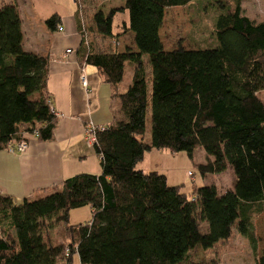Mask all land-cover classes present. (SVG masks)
I'll return each instance as SVG.
<instances>
[{
    "label": "trees",
    "instance_id": "trees-1",
    "mask_svg": "<svg viewBox=\"0 0 264 264\" xmlns=\"http://www.w3.org/2000/svg\"><path fill=\"white\" fill-rule=\"evenodd\" d=\"M205 1L217 9L212 40L199 47L164 48L165 10ZM244 0H122L97 9L90 26L77 6L81 65L96 69L120 103L119 117L97 126L92 149L101 174H77L42 197L15 202L0 192V264H197V247L212 250L237 232L256 253L253 219L264 211V22L243 12ZM135 50H117L113 31ZM53 34L58 14L44 22ZM119 26L116 25V28ZM94 35V40H89ZM16 3L0 5V151L9 144L53 140L58 124L47 83L49 58L23 50ZM132 70L124 92L120 86ZM150 123L148 133L147 123ZM148 137V141L146 138ZM197 149L202 177L232 168V189L169 185L164 174L137 166L152 151ZM88 208V221L70 224L71 211ZM264 264V252L256 260Z\"/></svg>",
    "mask_w": 264,
    "mask_h": 264
},
{
    "label": "crops",
    "instance_id": "crops-1",
    "mask_svg": "<svg viewBox=\"0 0 264 264\" xmlns=\"http://www.w3.org/2000/svg\"><path fill=\"white\" fill-rule=\"evenodd\" d=\"M13 2L17 5L21 19L23 50L49 58L47 88L58 118L52 141L39 143L30 137L28 149L23 153H11L7 149L0 151V192L20 202L24 198L45 196L53 187L60 186L65 179L77 174H101L99 159L84 140V127L87 124L111 125L119 117L120 103L95 68L79 63L77 50L81 37L78 33L75 2L76 8L72 15L51 10V15L58 14L61 18L60 28L53 34L45 24L39 28L34 25L25 26L18 0L1 1L4 4ZM126 21L127 16L124 14L117 24L119 52L127 48L135 50L133 35L130 32L124 33L120 27ZM67 50H71V54L65 55ZM81 73L86 77V88L80 83ZM131 74L132 70L128 68L125 73L128 80L121 84V92L130 83ZM200 155L203 156L202 152ZM74 264L79 262L76 260Z\"/></svg>",
    "mask_w": 264,
    "mask_h": 264
},
{
    "label": "rangeland",
    "instance_id": "rangeland-1",
    "mask_svg": "<svg viewBox=\"0 0 264 264\" xmlns=\"http://www.w3.org/2000/svg\"><path fill=\"white\" fill-rule=\"evenodd\" d=\"M9 1V0H0ZM82 9V21L86 27L91 24V17L97 9H110L122 4V0H79ZM207 1V0H206ZM210 1V0H209ZM20 14L25 26L35 28L44 27L42 22L51 16L53 11L72 15L76 6L74 0H18ZM55 6V7H54ZM244 14L255 22H264V0H244L242 2ZM51 10H53L51 12ZM219 14L217 9L206 4L205 1H197L186 6L170 7L165 10L163 26L160 30V38L167 50H172L181 44L184 48L206 46L202 42L212 40V30L215 18ZM42 20L41 22L39 20ZM121 21L117 16L114 21L113 31L116 33V25ZM94 35H89V40H94ZM125 76L124 82L127 81ZM124 86V85H122ZM259 99L264 104V90L258 93ZM148 133L150 123H147ZM148 141V137L146 138ZM25 152V151H24ZM202 152L203 156L200 155ZM23 153V152H22ZM204 163V152L197 149L192 160L183 152L171 154L169 151H152L145 155V159L137 166L144 172L151 169L160 171L168 177L169 185H183L182 191L191 194L193 187L213 185L218 193L232 189L235 177L232 168L221 174L206 175L202 177L195 164ZM88 208L73 210L69 216L70 224L83 223L90 219ZM256 238V253L253 252L250 242L234 232L225 243L218 244L212 250L204 251L200 247L189 252L188 261L197 264H256V260L264 252V211L253 219Z\"/></svg>",
    "mask_w": 264,
    "mask_h": 264
},
{
    "label": "built area",
    "instance_id": "built-area-1",
    "mask_svg": "<svg viewBox=\"0 0 264 264\" xmlns=\"http://www.w3.org/2000/svg\"><path fill=\"white\" fill-rule=\"evenodd\" d=\"M69 54H71V50H67L65 52V55H69ZM79 79H80L81 85L84 88H86L87 87V81H86V77L83 73H81ZM96 127L97 126H95L93 124H87L84 127L83 135H84V140H85L86 144L88 145V147H92L95 143ZM28 146H29V142L21 141L19 143H15V144H9L8 145V151L11 153H13V152L22 153L28 149Z\"/></svg>",
    "mask_w": 264,
    "mask_h": 264
}]
</instances>
